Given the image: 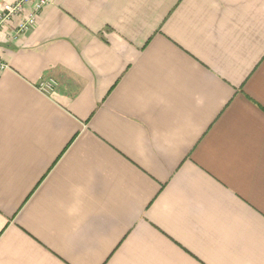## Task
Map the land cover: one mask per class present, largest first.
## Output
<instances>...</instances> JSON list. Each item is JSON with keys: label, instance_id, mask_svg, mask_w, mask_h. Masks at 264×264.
I'll return each mask as SVG.
<instances>
[{"label": "crops", "instance_id": "0c3cea01", "mask_svg": "<svg viewBox=\"0 0 264 264\" xmlns=\"http://www.w3.org/2000/svg\"><path fill=\"white\" fill-rule=\"evenodd\" d=\"M31 11L0 29V264H264V0Z\"/></svg>", "mask_w": 264, "mask_h": 264}, {"label": "built area", "instance_id": "2783aa9c", "mask_svg": "<svg viewBox=\"0 0 264 264\" xmlns=\"http://www.w3.org/2000/svg\"><path fill=\"white\" fill-rule=\"evenodd\" d=\"M50 0H17L15 3L4 4V10L0 14V29L13 17L24 13L27 4L32 5V11L20 23L18 32L22 33L30 29L36 24L38 13L48 4ZM7 66L0 61V68L4 69ZM58 82L53 78H48L40 83V90L46 94H50Z\"/></svg>", "mask_w": 264, "mask_h": 264}]
</instances>
